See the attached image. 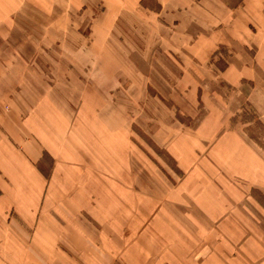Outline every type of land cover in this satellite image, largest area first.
<instances>
[{"label":"crops","instance_id":"0c3cea01","mask_svg":"<svg viewBox=\"0 0 264 264\" xmlns=\"http://www.w3.org/2000/svg\"><path fill=\"white\" fill-rule=\"evenodd\" d=\"M54 1L35 5L101 8L108 22L141 11L163 18L168 54L222 90L211 110L218 174L145 193L124 175L128 145H112L124 132L111 110L92 106L69 135L58 97L22 106L3 95L0 264H264V158L226 114L231 99L235 113L247 105L264 120V0Z\"/></svg>","mask_w":264,"mask_h":264},{"label":"rangeland","instance_id":"374dc122","mask_svg":"<svg viewBox=\"0 0 264 264\" xmlns=\"http://www.w3.org/2000/svg\"><path fill=\"white\" fill-rule=\"evenodd\" d=\"M54 2L0 0V97L11 96L21 105L27 96L58 97L69 135L92 106L111 110L112 123L124 132L112 137V145L123 148V138L128 145L124 175L145 193L162 197L186 178L198 177L192 181L204 186L214 179L220 137L211 110L222 90L210 73L187 75L182 57L168 54L169 41L157 34L168 31L163 18L157 22L141 11L108 22L101 8L35 5ZM99 80H106L103 90L95 86ZM99 95L106 99L97 101ZM227 101V121L233 119L264 158V120L247 105L235 113L237 104Z\"/></svg>","mask_w":264,"mask_h":264}]
</instances>
